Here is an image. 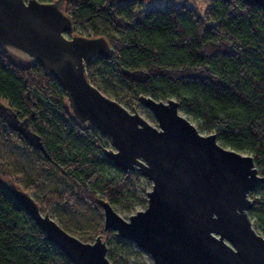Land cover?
I'll return each mask as SVG.
<instances>
[{"label":"trees","instance_id":"1","mask_svg":"<svg viewBox=\"0 0 264 264\" xmlns=\"http://www.w3.org/2000/svg\"><path fill=\"white\" fill-rule=\"evenodd\" d=\"M63 9L74 26L68 34L79 25L90 35L105 36L112 48L108 58L86 63L90 81L96 85V74L105 82L99 87L103 93L126 102L139 94L174 97L180 110L201 129H213L220 143L248 151L264 174V8L243 0H211L202 12L184 4L143 9L141 0H64ZM0 101L19 118L28 117L43 151L2 118L0 143L19 146L32 155L36 172L46 170L69 185L47 190L38 201L43 210L101 211L98 197L127 208L146 201L135 188L139 173L122 172L104 156L105 137L72 115L53 75L4 47ZM6 177L17 184L21 179L28 192L37 186L25 171L5 165L0 154V264H71L4 188ZM248 195L253 199L248 213L264 234V184ZM101 231L98 220L95 232ZM103 236L108 258L127 264L130 241L111 229Z\"/></svg>","mask_w":264,"mask_h":264},{"label":"water","instance_id":"2","mask_svg":"<svg viewBox=\"0 0 264 264\" xmlns=\"http://www.w3.org/2000/svg\"><path fill=\"white\" fill-rule=\"evenodd\" d=\"M243 1L264 8V0ZM63 4L0 0V47L53 75L72 115L110 141L104 156L122 172L135 170L151 181L146 205L128 218L106 199H96L102 231L111 229L133 241L153 264H264V235L254 229L248 213L253 204L249 191L264 184L252 155L220 143L215 131L201 133L174 97L138 95L152 112L153 125L103 93L87 77L86 63L96 56L108 58L112 48L103 35H66L74 26ZM0 118L43 151L28 117L19 118L0 101ZM2 185L71 264H115L106 255L102 232L92 241L82 240L11 178Z\"/></svg>","mask_w":264,"mask_h":264},{"label":"rangeland","instance_id":"3","mask_svg":"<svg viewBox=\"0 0 264 264\" xmlns=\"http://www.w3.org/2000/svg\"><path fill=\"white\" fill-rule=\"evenodd\" d=\"M116 2L126 1V0H114ZM211 3V0H141V7L146 9L151 6H159L165 7L168 4H172L175 6L178 5H186L192 8H195L197 11L202 12L204 8ZM75 33L90 35L88 29L82 28L79 25L75 26ZM68 35V33L66 34ZM96 77V85L100 88H105L106 84L101 80L100 77ZM107 95L113 97V94L108 91ZM128 110L133 111L136 110L144 119H146L149 123L156 125V120L152 114V112L142 105L136 98H128L127 102L124 98L120 101ZM186 117H188L198 128V130L206 134L208 132L214 131L213 129L206 130L201 129L198 120L192 118L191 116L185 114L181 111ZM105 146L111 147L110 141L105 138ZM249 153L248 151H241ZM0 154L5 158V165L13 167L15 170H23L31 177H34L37 186L34 191H31L30 194L39 201L41 196L47 191L51 189H59V190H68L69 185L64 182L62 179L55 177L53 174L49 173L46 170L37 171L34 167V162L32 155L19 146L11 144L8 141L0 143ZM259 171V170H258ZM18 184L23 187L24 182L21 179H18ZM151 186V181L145 176L138 175V184L135 185L137 192L141 195V197L146 200V190H148ZM146 205L145 202L138 201L134 203L129 208L122 206L121 204H113L114 209L124 218H128L129 213L134 212L137 209H142ZM51 216L61 225L66 228L70 233L76 235L82 240L92 241L94 236L97 234L95 232V226L100 220L102 223V212L97 209H93L92 211L86 210H76L71 211L67 208L56 207L48 210ZM250 216V215H249ZM252 221V225L256 231L263 234L261 229L254 223V219L250 217ZM104 234V231H101ZM100 233V232H99ZM264 235V234H263ZM130 241V240H129ZM125 251L129 254V259L127 264H153L150 255L144 251L141 247L137 246L133 241H130L129 247L125 249ZM107 255V254H106ZM111 260V259H110ZM112 261V260H111ZM54 264H60L56 261Z\"/></svg>","mask_w":264,"mask_h":264}]
</instances>
